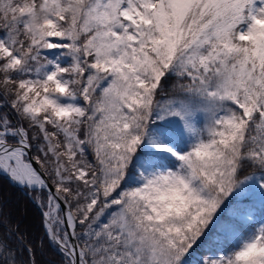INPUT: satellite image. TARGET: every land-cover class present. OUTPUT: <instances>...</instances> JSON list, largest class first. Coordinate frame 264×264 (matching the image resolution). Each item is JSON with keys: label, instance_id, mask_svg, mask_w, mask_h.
Segmentation results:
<instances>
[{"label": "snow or ice", "instance_id": "snow-or-ice-1", "mask_svg": "<svg viewBox=\"0 0 264 264\" xmlns=\"http://www.w3.org/2000/svg\"><path fill=\"white\" fill-rule=\"evenodd\" d=\"M0 174V264H264V0H0Z\"/></svg>", "mask_w": 264, "mask_h": 264}, {"label": "trees", "instance_id": "trees-1", "mask_svg": "<svg viewBox=\"0 0 264 264\" xmlns=\"http://www.w3.org/2000/svg\"><path fill=\"white\" fill-rule=\"evenodd\" d=\"M0 207H2L4 215L10 218L13 224L19 223L21 230L27 231L32 239L42 235L38 209L18 186L13 185L1 174ZM40 259L44 264H48V262L56 261L58 256L54 250L46 248L45 255Z\"/></svg>", "mask_w": 264, "mask_h": 264}, {"label": "water", "instance_id": "water-1", "mask_svg": "<svg viewBox=\"0 0 264 264\" xmlns=\"http://www.w3.org/2000/svg\"><path fill=\"white\" fill-rule=\"evenodd\" d=\"M2 175V174H1ZM3 176V175H2ZM5 177V176H4ZM5 178H7V177H5ZM8 179V178H7ZM9 180V179H8ZM13 184V183H12ZM13 185H15V184H13ZM17 186V185H16ZM19 187V186H18ZM21 190H22V192L28 197V195L26 194V189H24V188H21V187H19ZM29 198V197H28ZM30 200V199H29ZM31 201V200H30ZM33 204V203H32ZM34 205V204H33ZM35 206V205H34ZM36 207V206H35Z\"/></svg>", "mask_w": 264, "mask_h": 264}]
</instances>
